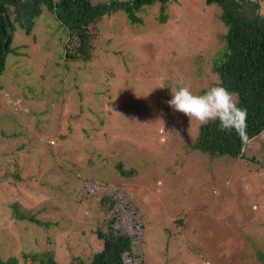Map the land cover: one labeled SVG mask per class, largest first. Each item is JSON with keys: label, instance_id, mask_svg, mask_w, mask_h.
I'll use <instances>...</instances> for the list:
<instances>
[{"label": "rangeland", "instance_id": "obj_1", "mask_svg": "<svg viewBox=\"0 0 264 264\" xmlns=\"http://www.w3.org/2000/svg\"><path fill=\"white\" fill-rule=\"evenodd\" d=\"M167 11L159 24L158 6L148 8L149 25L139 31L116 15L92 28L91 59L72 64L79 81L70 94H82L85 110L75 124L78 108L51 105L61 103L64 68L55 62L63 58L48 56L58 42L50 19L38 18L31 36L17 29L14 45L27 47L7 55L0 89L3 256L50 249L60 264L89 263L102 248L94 232L110 219L131 236L126 264H254L264 254V132L241 157L215 160L193 147L199 122L167 103L181 81L193 92L206 84L190 71L188 57L209 42L218 46V7L171 0ZM121 48L134 64L119 77ZM102 57L120 64V86L105 105ZM119 162L132 174H121Z\"/></svg>", "mask_w": 264, "mask_h": 264}, {"label": "trees", "instance_id": "obj_2", "mask_svg": "<svg viewBox=\"0 0 264 264\" xmlns=\"http://www.w3.org/2000/svg\"><path fill=\"white\" fill-rule=\"evenodd\" d=\"M170 1L0 0V89L3 87L2 74H6L5 59L7 55L10 53L14 56L20 54L17 49L27 47L25 46L26 42L14 45L15 32L19 29L27 36H31L38 18L47 16L53 29L50 33L51 37L58 38L57 45L51 48L48 56L54 52V55L57 54L63 58L61 62L59 60L55 62L64 68V76L59 79L61 88L57 91L61 103L52 102L51 105L65 107V109L66 107L68 109L78 108L80 112L75 114L73 124L84 121L82 115L85 110H83L84 98L82 94L80 92L70 94V90H73L71 85L78 87L75 83L79 81L78 73L73 71L72 64L79 61L85 64L91 59L92 28L104 16L116 15L123 18L126 26H136L135 29L139 31L141 28H146L145 25H149L146 12L148 8L154 6H158V14L155 17L159 24L164 23L168 16L167 10ZM205 3L218 7L217 18L222 24V29L221 33H214L215 43L218 46L213 45V47L209 42L208 49H202L201 55L189 54L188 64L193 68L190 71L199 77L202 83H206L200 85V89L195 88L194 93L203 94L211 87L222 86L229 92L238 94V107L246 109L247 118L243 137L235 129L221 131L218 121L209 122L207 125L199 123L193 147L215 160L225 157L238 158L242 156V150L247 143L264 132V9L260 4L261 0H205ZM211 27L209 28L211 29ZM212 29L218 31L219 26L216 24ZM53 40L49 41L51 45H54L51 43ZM73 41L77 42L76 52L67 51L63 54V50L70 47ZM117 52L121 55L124 66L123 73L117 75L121 77L130 70H126L125 65L131 67L134 61L123 52L122 48ZM98 56L101 57L100 54ZM98 56L95 55L93 59ZM102 61L104 63L97 69L99 68L102 74L103 85L100 84L98 88L104 97L102 100L105 105L109 102L110 93L113 94L115 88L120 86L119 78L115 76L120 64L115 63L112 58L105 61L102 57ZM114 64L115 68L112 69ZM180 67L184 70L183 65ZM27 89L31 91V87L28 85ZM140 99L141 97H135L136 101ZM79 118L80 121L75 122ZM14 133L17 135L16 131ZM18 167L20 168L19 164L17 168L15 166L16 171ZM117 168L121 174H132L131 170L123 169L121 162L117 164ZM11 176L15 177L14 173ZM16 178L20 179L18 172ZM103 199H106L109 204L110 202L115 203L113 198L108 195ZM112 204L109 206L110 208H113ZM13 207L15 208L16 205ZM15 211L19 219H28L33 223H38L34 218H28L17 210ZM120 227L121 225L116 226L115 221L110 219L94 232L96 239L102 242V248L95 252L89 263L86 264H126V261L128 262L127 259L133 255L131 251L132 239L129 234L123 233ZM19 260L32 264H60L55 257L54 250L50 249L22 254L20 258L17 256L5 257L0 252V264H19ZM257 262H260L259 264L264 262L263 253ZM257 262L254 264H258Z\"/></svg>", "mask_w": 264, "mask_h": 264}, {"label": "clouds", "instance_id": "obj_3", "mask_svg": "<svg viewBox=\"0 0 264 264\" xmlns=\"http://www.w3.org/2000/svg\"><path fill=\"white\" fill-rule=\"evenodd\" d=\"M171 95L168 105L189 120L194 119L201 125L218 121L221 131L235 129L238 134L244 136L247 111L238 107V94L231 93L222 86H214L203 94H195L181 81L180 86L171 91Z\"/></svg>", "mask_w": 264, "mask_h": 264}]
</instances>
